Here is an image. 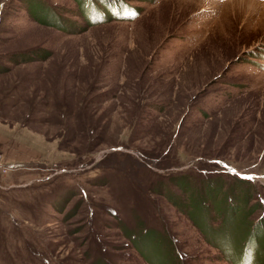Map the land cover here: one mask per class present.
I'll list each match as a JSON object with an SVG mask.
<instances>
[{
	"label": "rangeland",
	"instance_id": "1",
	"mask_svg": "<svg viewBox=\"0 0 264 264\" xmlns=\"http://www.w3.org/2000/svg\"><path fill=\"white\" fill-rule=\"evenodd\" d=\"M0 155V264H264V0H0Z\"/></svg>",
	"mask_w": 264,
	"mask_h": 264
},
{
	"label": "trees",
	"instance_id": "2",
	"mask_svg": "<svg viewBox=\"0 0 264 264\" xmlns=\"http://www.w3.org/2000/svg\"><path fill=\"white\" fill-rule=\"evenodd\" d=\"M189 176V175H188ZM178 177V176H177ZM176 176L172 177V180H179L182 177ZM186 174L183 178H186ZM122 232L125 233L131 240L134 241L136 247H138L139 252L144 257L146 261L150 264H172L177 262V258L172 249V242L162 235L160 232H152L144 234L143 231L137 235V233H133L131 230L127 229L123 224H120ZM151 236V238L149 237ZM101 264L103 262L99 260Z\"/></svg>",
	"mask_w": 264,
	"mask_h": 264
},
{
	"label": "built area",
	"instance_id": "3",
	"mask_svg": "<svg viewBox=\"0 0 264 264\" xmlns=\"http://www.w3.org/2000/svg\"><path fill=\"white\" fill-rule=\"evenodd\" d=\"M0 168H2V169H5L6 168V166L4 165V163H2V157H1V155H0Z\"/></svg>",
	"mask_w": 264,
	"mask_h": 264
}]
</instances>
